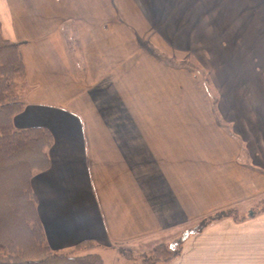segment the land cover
<instances>
[{"label":"crops","instance_id":"obj_1","mask_svg":"<svg viewBox=\"0 0 264 264\" xmlns=\"http://www.w3.org/2000/svg\"><path fill=\"white\" fill-rule=\"evenodd\" d=\"M0 10L25 67L13 126L53 138L30 180L51 250L93 240L104 264H126L123 249L188 234L169 264H264V212L250 214L264 200V0ZM228 209L245 220L192 233Z\"/></svg>","mask_w":264,"mask_h":264},{"label":"trees","instance_id":"obj_2","mask_svg":"<svg viewBox=\"0 0 264 264\" xmlns=\"http://www.w3.org/2000/svg\"><path fill=\"white\" fill-rule=\"evenodd\" d=\"M62 29L68 37L70 26L64 24ZM69 40L73 41L72 38ZM20 48V43L0 35V209L13 214V229H0V264H104L98 254L90 252L95 248L93 240L80 241L66 253L53 251L46 243L30 180L35 173L49 167L48 151L53 138L44 127L16 129L13 126L14 116L24 108L17 95L18 89L13 86L16 85L15 80L21 81L25 74ZM6 161L8 163L4 166ZM2 171H16V175L11 174V179H8V176L3 177L5 173ZM12 183L13 189L10 187ZM260 204L253 210V216L264 212V200ZM221 217H231L238 222L245 220L237 217L235 209H228L202 219L192 233L202 231ZM187 235L171 246H154L149 253L141 255L139 264H167L173 261L180 256ZM126 252L121 250L120 254L125 258Z\"/></svg>","mask_w":264,"mask_h":264},{"label":"rangeland","instance_id":"obj_3","mask_svg":"<svg viewBox=\"0 0 264 264\" xmlns=\"http://www.w3.org/2000/svg\"><path fill=\"white\" fill-rule=\"evenodd\" d=\"M0 16H2V12H1V10H0ZM3 17V16H2ZM2 17L0 18V35L2 36V38H4V39H6L5 38V36H4V21H2ZM3 28V29H2ZM20 80L19 79H17V80H15V82H14V84H16V85H13L15 88H17V89H19L20 87H21V85H20ZM5 161V160H4ZM3 161V162H4ZM8 163V161H6L5 163H4V166L6 165ZM2 172H4V171H2ZM5 173V172H4ZM11 174H15L16 175V171L14 172V173H11L10 171H7L4 175H3V177H7L8 176V179H11ZM4 179V178H3ZM7 181V180H6ZM10 187H11V189H13V187H14V185H13V183L10 185ZM13 193V192H12ZM11 193V194H12ZM14 196V194H12V197ZM11 197V196H10ZM14 198L16 199V197L14 196ZM10 208V207H9ZM10 209H12V208H10ZM250 214H252V213H250ZM251 216V215H250ZM223 218H230L231 219V217H221L220 219L222 220ZM12 223H13V214H8V212L7 211H2V209H0V229H2V230H6V231H10V230H12L13 229V226H12ZM211 224V223H210ZM189 234H191V233H189ZM188 236V235H187ZM190 236V235H189ZM183 237V235L179 238V239H177V240H175L173 243H170V241H167V242H161V243H157L156 245H158V244H163V245H166V246H171V244L173 245L174 243H176V242H178V241H180V239ZM187 238V237H186ZM184 243V242H183ZM155 244L154 245H151V246H149L147 249H136V250H134V251H131L130 249H123V251H127L125 254H126V256L127 257H123L124 259H125V262H126V264H133V263H137V264H139L142 260H141V258H142V254H146V253H149L150 251H151V249L154 247V246H156ZM182 250V249H181ZM58 252V251H57ZM90 252L91 253H94L95 251L94 250H90ZM63 253H66V252H63ZM80 255H82V254H80ZM141 256V257H140ZM178 258V257H177ZM177 258H175L174 260H176ZM173 260V261H174ZM173 261H171V262H173ZM171 262H169V263H171ZM169 263H167V264H169Z\"/></svg>","mask_w":264,"mask_h":264}]
</instances>
